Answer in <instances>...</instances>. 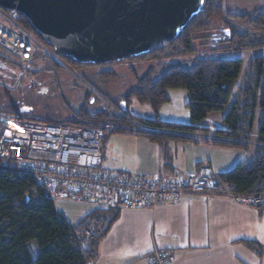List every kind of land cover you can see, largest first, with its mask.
Listing matches in <instances>:
<instances>
[{
  "label": "trees",
  "instance_id": "obj_1",
  "mask_svg": "<svg viewBox=\"0 0 264 264\" xmlns=\"http://www.w3.org/2000/svg\"><path fill=\"white\" fill-rule=\"evenodd\" d=\"M18 17L24 28L54 51L23 16ZM215 23L219 24L216 28ZM260 51H264V6L238 14L227 10V0H204L201 12L191 18L175 39L133 59H148L154 65L142 76L133 77L136 86L130 92L117 97L99 92L108 104L96 109L93 105L99 100L86 93L78 105L69 106V117L64 122L102 130V150L108 134L141 136L154 143L164 139L206 143L210 140H193L192 136L198 133L200 138H206L210 133L212 145L244 151L253 140V159L213 174V179L217 185H229L238 193L260 192L264 188V56L250 58L246 66L242 58L229 57L231 53ZM55 55L74 71L95 66ZM0 63L7 62L0 56ZM45 64L49 69L58 68L51 61ZM10 66L20 70L19 66ZM96 67L100 82L114 76L113 70L106 69L107 65ZM86 79L98 91L90 76ZM173 89L184 90L188 96L189 123L159 119L158 112L170 102L168 92ZM132 101L150 107L154 118H143L119 108L121 103L129 106ZM258 112L261 120L255 131ZM213 113L225 114L224 129L209 132L200 128L198 124ZM14 115H20L19 111ZM26 115L20 117L37 120ZM114 212V209H93L71 225L31 176L0 171V264H92L97 243L117 217ZM86 231L91 236L81 238ZM248 245L252 247L253 243Z\"/></svg>",
  "mask_w": 264,
  "mask_h": 264
},
{
  "label": "built area",
  "instance_id": "obj_2",
  "mask_svg": "<svg viewBox=\"0 0 264 264\" xmlns=\"http://www.w3.org/2000/svg\"><path fill=\"white\" fill-rule=\"evenodd\" d=\"M50 52L22 26L15 11L0 8V56L7 62L0 64L27 69ZM103 136L102 130L65 122L20 115L0 118V171L31 176L54 202L93 209H155L195 196H223L239 205L264 208V188L253 194L238 193L229 185H217L206 168L185 176L107 173L102 168ZM90 236L86 231L81 238ZM146 261L174 264L175 256L170 249H154Z\"/></svg>",
  "mask_w": 264,
  "mask_h": 264
},
{
  "label": "crops",
  "instance_id": "obj_3",
  "mask_svg": "<svg viewBox=\"0 0 264 264\" xmlns=\"http://www.w3.org/2000/svg\"><path fill=\"white\" fill-rule=\"evenodd\" d=\"M216 126L200 128L224 129ZM113 136L119 140L121 159L109 166L131 175L185 176L199 168L217 174L244 158L240 149L212 145L210 133L206 138L192 136L210 140L206 143L175 139L154 143L141 136ZM248 147L254 149L253 140ZM210 152L223 154V161L213 160ZM114 210L117 217L97 243L92 264H148L146 257L154 249L172 250L174 264H264V208L239 205L223 196H195L155 209Z\"/></svg>",
  "mask_w": 264,
  "mask_h": 264
},
{
  "label": "rangeland",
  "instance_id": "obj_4",
  "mask_svg": "<svg viewBox=\"0 0 264 264\" xmlns=\"http://www.w3.org/2000/svg\"><path fill=\"white\" fill-rule=\"evenodd\" d=\"M263 0H227V10L231 13L243 14L250 12L254 8H263ZM219 26L215 23L214 28ZM215 32V31H214ZM205 42V41H204ZM199 41L196 44L199 45ZM199 47V46H198ZM202 50V47H199ZM48 55V62H54L57 69H49L48 65L40 62V60L32 63L27 69L20 68L18 70L13 66L7 67L0 64V116L7 118L14 115L16 111L21 108H28L30 110L29 118L45 121V119L52 120V122H64L68 119L69 106H76L81 102L86 93H91L99 100L93 105L96 109L98 106L105 107L108 104L107 99L101 95L106 94L110 97H117L121 94L130 92L135 86L134 76H142L143 73L154 63L148 59L122 61L107 65L108 71L113 70L114 76L106 82H100L99 77L95 73L98 70L97 65L90 69L81 71H74L69 68L63 61L55 58L54 51ZM264 56V51L247 52L229 54V57H240L246 66L248 60L254 56ZM33 73V74H31ZM87 76H90L91 83L98 87L95 90L89 83H87ZM110 77V76H109ZM40 85V86H39ZM41 88L47 90L46 93L40 94ZM170 102L163 105L159 112V119L166 122H180L189 123L190 115L186 107L188 96L184 90L173 89L168 92ZM94 100V98L92 97ZM102 103V104H101ZM126 111L133 115L143 118H154V113L147 105H142L136 101H132L129 106L125 103L120 104ZM12 111V113H11ZM123 111V110H122ZM120 112V111H119ZM4 114V115H3ZM224 113H213L206 120L198 124L199 127H209L210 125L222 127V119ZM261 120V112L257 113L254 123V130L259 128ZM219 121V122H218ZM216 126V127H217ZM198 134V133H197ZM201 136V134H200ZM197 136V137H200ZM119 140L115 139L113 135L108 134L105 140L103 149L102 168L107 173L122 172L113 170L109 164L118 162L120 160L119 152L117 150ZM205 153H208L204 150ZM243 162L254 158V149L248 148L247 151L242 150ZM237 154H240L239 152ZM210 157L218 162L223 161V154H214L210 152ZM56 211L62 215L70 224L76 223L80 216L89 213L92 208L75 203H68L62 201L54 202Z\"/></svg>",
  "mask_w": 264,
  "mask_h": 264
},
{
  "label": "water",
  "instance_id": "obj_5",
  "mask_svg": "<svg viewBox=\"0 0 264 264\" xmlns=\"http://www.w3.org/2000/svg\"><path fill=\"white\" fill-rule=\"evenodd\" d=\"M203 4L204 0H0L1 9L23 16L58 56L87 65L122 62L172 41ZM28 113V108L19 110L20 115Z\"/></svg>",
  "mask_w": 264,
  "mask_h": 264
},
{
  "label": "flooded vegetation",
  "instance_id": "obj_6",
  "mask_svg": "<svg viewBox=\"0 0 264 264\" xmlns=\"http://www.w3.org/2000/svg\"><path fill=\"white\" fill-rule=\"evenodd\" d=\"M55 58H57L58 59V57H55ZM60 60V59H59ZM40 86V85H39ZM28 115H30V114H27L26 116H28Z\"/></svg>",
  "mask_w": 264,
  "mask_h": 264
}]
</instances>
